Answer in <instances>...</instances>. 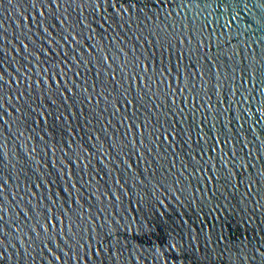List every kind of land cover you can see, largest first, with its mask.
Here are the masks:
<instances>
[{
	"label": "water",
	"instance_id": "water-1",
	"mask_svg": "<svg viewBox=\"0 0 264 264\" xmlns=\"http://www.w3.org/2000/svg\"><path fill=\"white\" fill-rule=\"evenodd\" d=\"M0 264H264V0H0Z\"/></svg>",
	"mask_w": 264,
	"mask_h": 264
}]
</instances>
